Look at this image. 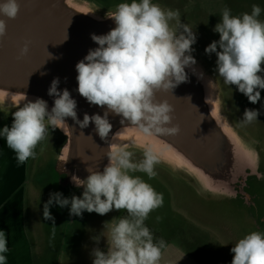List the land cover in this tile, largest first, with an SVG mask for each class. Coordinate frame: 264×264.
<instances>
[{"label":"clouds","instance_id":"1","mask_svg":"<svg viewBox=\"0 0 264 264\" xmlns=\"http://www.w3.org/2000/svg\"><path fill=\"white\" fill-rule=\"evenodd\" d=\"M19 11L18 0L0 2V16L15 19ZM261 12V7L255 4L251 13L239 16L223 8L220 22L213 29L219 33V40L205 48L206 54L215 53L216 71L223 83L235 85L252 104L261 100L259 90H264V76L259 74L264 72ZM179 16L178 10H165L152 0L118 4L109 16L115 21V27L104 35L92 34L91 39L98 47L90 49L75 65L78 94L90 105L106 108L104 114L85 113L83 120H79L76 100L68 89L58 90L60 81L54 78L48 89V95L54 97L50 111L47 101L36 98L19 105L12 113L11 126L0 129V137L15 153L17 164L36 158L35 149L48 137L50 129L66 133L68 117L82 129L94 123L102 140L112 129L110 113L120 116L121 124L130 122L148 136L177 135L180 128L172 125L173 106L167 101L156 102L155 95L159 91H173L187 82L185 69L196 64L191 55L196 35L191 27L181 23ZM173 20L175 26L170 23ZM6 34V21L0 18V38ZM28 51L25 44L21 56ZM199 77L203 78L202 72ZM259 114L258 110L246 108L241 125L257 120ZM106 155L109 162L103 171L87 168L89 175L84 179L72 175V183L83 188L82 196L73 195L69 199L59 192L50 193L43 205V218L51 220L56 227L50 212L53 204L69 207V214L74 216H82L85 211L103 216L113 210H126V216L105 221L102 231L92 237L97 244L104 238L107 245L106 251L99 247L92 249V264H159L165 241L154 240L145 221L153 210L163 206V194L157 193L141 177L129 174L139 171L154 177L159 158L151 146L145 147L139 163L132 161L133 153L124 147L111 146ZM68 158L62 155L60 160L65 164ZM8 251L7 234L0 230V264H7ZM231 252L234 254L231 264H264V232L245 235Z\"/></svg>","mask_w":264,"mask_h":264},{"label":"water","instance_id":"2","mask_svg":"<svg viewBox=\"0 0 264 264\" xmlns=\"http://www.w3.org/2000/svg\"><path fill=\"white\" fill-rule=\"evenodd\" d=\"M18 3L20 11L15 19L0 16L7 24V34L0 38V109L17 110L25 102L42 98L50 111L54 97L48 95V89L58 77V90L68 89L77 102L79 120H83L85 113L103 115L106 108L90 105L78 94L75 65L90 49L98 47L91 35L107 34L115 27V21L91 13L79 0H18ZM25 44L29 51L21 56ZM191 55L196 64L195 72L193 68L185 69L188 81L173 91H159L155 95L156 102L167 101L173 106L172 125L180 128L177 135L148 136L130 122L121 124V117L110 113L112 129L102 140L94 123L82 129L68 117L66 133L57 129L65 137L55 156L59 169L70 179L72 175L84 179L89 175L87 168L103 171L109 162L106 154L111 146L141 153L151 146L160 164L184 172L195 182L201 181L210 194L235 196L238 193L235 185L251 165L255 166L251 158L255 152L242 145L224 116L219 89L209 68L198 56ZM201 72L203 78L199 77ZM62 155L69 157L65 164L60 160ZM200 171L205 176L200 177Z\"/></svg>","mask_w":264,"mask_h":264},{"label":"rangeland","instance_id":"3","mask_svg":"<svg viewBox=\"0 0 264 264\" xmlns=\"http://www.w3.org/2000/svg\"><path fill=\"white\" fill-rule=\"evenodd\" d=\"M86 9L101 17L111 16L120 3L131 0H79ZM165 10L179 11L182 24L191 27L196 35L193 54L198 56L210 70L218 86L224 116L232 124L240 142L255 152L251 157L255 166L246 170V175L235 185L237 194L231 196L212 195L204 189L201 181L195 182L184 172H176L157 163L156 175L149 178L143 172H131L149 183L157 193L163 194V206L153 210L145 224L153 233L154 240L163 239L185 255L198 258L204 264H231V248L239 239L253 231L264 232V90L261 100L256 104L248 101L235 85H226L216 71V55L205 53V48L219 40V33L213 31L220 22L221 10L225 7L231 14L239 16L251 13L252 6L258 5L262 12L259 17L264 21V0H152ZM172 26L176 21L170 22ZM219 50V49H218ZM264 67V64H262ZM264 76V72L259 73ZM259 111L257 120L241 125L245 109ZM16 110L0 109V129L11 126L12 113ZM61 137L57 129L49 131L48 137L35 149L37 155L32 159V177L36 178L39 190L38 207L41 218V231L38 237L54 246L55 264H92L91 251L95 247L106 251L104 238L97 244L92 237L98 235L105 221L127 215L126 210H113L106 215L85 211L82 216L69 214V207L61 208L56 204L50 207L55 219V228L51 220L43 218V205L49 200L50 193H62L63 197L82 196L83 188H77L70 176L56 165L55 156L64 145L57 148L53 141ZM55 145V146H54ZM133 153L132 161L139 163L143 153ZM55 160V161H54ZM37 167H36V166ZM201 177L205 174L200 171ZM34 183H33V186ZM159 218V219H157ZM223 245V246H222ZM185 251V252H184Z\"/></svg>","mask_w":264,"mask_h":264},{"label":"crops","instance_id":"4","mask_svg":"<svg viewBox=\"0 0 264 264\" xmlns=\"http://www.w3.org/2000/svg\"><path fill=\"white\" fill-rule=\"evenodd\" d=\"M32 158L18 165L15 153L0 137V230L7 234V264H55L54 246L38 232L39 190L32 177ZM34 183V187L33 186ZM159 264H204L165 242ZM185 252V251H184Z\"/></svg>","mask_w":264,"mask_h":264},{"label":"flooded vegetation","instance_id":"5","mask_svg":"<svg viewBox=\"0 0 264 264\" xmlns=\"http://www.w3.org/2000/svg\"><path fill=\"white\" fill-rule=\"evenodd\" d=\"M63 140H64V137L63 136H61V137L57 136L55 138V133L53 134V141H54V144L56 145V151H57V148L62 145ZM58 151H59V149H58Z\"/></svg>","mask_w":264,"mask_h":264}]
</instances>
